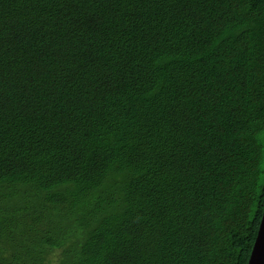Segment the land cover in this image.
<instances>
[{
  "label": "trees",
  "instance_id": "trees-1",
  "mask_svg": "<svg viewBox=\"0 0 264 264\" xmlns=\"http://www.w3.org/2000/svg\"><path fill=\"white\" fill-rule=\"evenodd\" d=\"M263 208L264 0H0V264H247Z\"/></svg>",
  "mask_w": 264,
  "mask_h": 264
},
{
  "label": "water",
  "instance_id": "water-1",
  "mask_svg": "<svg viewBox=\"0 0 264 264\" xmlns=\"http://www.w3.org/2000/svg\"><path fill=\"white\" fill-rule=\"evenodd\" d=\"M247 264H264V208Z\"/></svg>",
  "mask_w": 264,
  "mask_h": 264
},
{
  "label": "rangeland",
  "instance_id": "rangeland-1",
  "mask_svg": "<svg viewBox=\"0 0 264 264\" xmlns=\"http://www.w3.org/2000/svg\"><path fill=\"white\" fill-rule=\"evenodd\" d=\"M56 255H57V252L56 253H52V259L53 260L55 259Z\"/></svg>",
  "mask_w": 264,
  "mask_h": 264
}]
</instances>
